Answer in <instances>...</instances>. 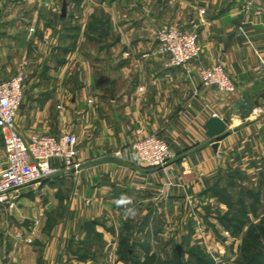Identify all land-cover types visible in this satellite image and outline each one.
<instances>
[{
	"label": "crops",
	"instance_id": "crops-1",
	"mask_svg": "<svg viewBox=\"0 0 264 264\" xmlns=\"http://www.w3.org/2000/svg\"><path fill=\"white\" fill-rule=\"evenodd\" d=\"M74 19L79 29H67ZM168 22L198 28L202 52L185 68L158 51L157 31ZM219 60L233 92L201 82V68ZM18 73V129L25 137L76 133L83 167L20 189L13 210L0 206V264L107 262L127 227L138 228L137 238L169 212L212 200L231 170L251 175L263 209L252 221L264 218V0H0V81ZM242 98L252 108L229 114ZM214 114L229 116L217 151L206 127ZM150 134L170 144L167 167L132 158ZM122 197L130 202L118 204ZM56 210L65 218L50 220Z\"/></svg>",
	"mask_w": 264,
	"mask_h": 264
},
{
	"label": "built area",
	"instance_id": "built-area-1",
	"mask_svg": "<svg viewBox=\"0 0 264 264\" xmlns=\"http://www.w3.org/2000/svg\"><path fill=\"white\" fill-rule=\"evenodd\" d=\"M200 12L204 14L205 10ZM157 39L158 51L168 58L172 66L185 68L202 52L196 25L187 29L176 23H165L158 29ZM200 77L205 87H216L224 93L236 89L224 60L202 67ZM24 84L23 73L0 81V132L6 154V164L0 165V206L6 205L10 210L17 207L20 189L51 178L60 171L78 172L83 167L76 133L33 132L25 137L18 129L16 117L24 100ZM131 155L138 164L167 167L173 153L165 138L150 134L134 144Z\"/></svg>",
	"mask_w": 264,
	"mask_h": 264
},
{
	"label": "rangeland",
	"instance_id": "rangeland-1",
	"mask_svg": "<svg viewBox=\"0 0 264 264\" xmlns=\"http://www.w3.org/2000/svg\"><path fill=\"white\" fill-rule=\"evenodd\" d=\"M95 1L90 0V2ZM78 22L77 19H74V22L68 21L65 25L68 27L67 29H79ZM256 188L250 174L241 170H231L224 174L221 182L213 187L212 200L198 206L191 205L189 210L179 208L177 215L169 212L168 217L175 219L173 222H169L165 215L164 220H160L154 226L142 227L145 230L137 238L134 233L138 228L128 227L126 237L130 238L129 245H135L134 249L136 250H139V246L143 245L149 252L148 258L142 248L139 251L140 257L136 259L133 258L135 255L132 254V251V264L135 261H140L141 264H201L200 257L204 253L206 256L212 257L213 264L235 263L240 256V246L245 231L249 223L252 222V208L257 207V197L262 196L261 193L255 192ZM258 209H260L259 213L263 212V209ZM258 209H256L257 212ZM65 214V211H52L49 212V219L52 221L62 220L65 218ZM175 216H178L181 221L176 222ZM182 219L184 220L182 221ZM162 221H164V225H161ZM156 233L161 234L156 241H151V237ZM161 237L163 239H159ZM100 242L99 240L93 242L98 246L96 250H100ZM119 246L120 241L114 246L115 250H109L107 258L109 264L122 261L118 259ZM82 250H79L80 254L84 251ZM86 252L90 251L85 249ZM110 256H113V259H110ZM107 262L102 264H108Z\"/></svg>",
	"mask_w": 264,
	"mask_h": 264
},
{
	"label": "trees",
	"instance_id": "trees-1",
	"mask_svg": "<svg viewBox=\"0 0 264 264\" xmlns=\"http://www.w3.org/2000/svg\"><path fill=\"white\" fill-rule=\"evenodd\" d=\"M211 190L213 191L214 189L212 188ZM258 198L259 197H257V199ZM256 209L257 207H254L252 208V211L254 213H257ZM228 220H231V219H228ZM237 229L239 230L241 228H237ZM94 238L95 240H99V241L101 240L98 234H95ZM129 239L130 238H127L126 236L121 238L120 246L118 249V256H119L118 259L119 260L132 264V261H131L132 251H133L132 254L135 255V257L133 258L137 259L138 257H140L139 251L142 248H144V251L147 254V257L149 256L148 249H145L143 245L139 246V250L134 249L135 245L134 246L133 244L129 245V242H130ZM203 257H206V258L209 257V259H206ZM200 261H201V264H213L212 257L209 255L206 256L205 253L203 256L200 257ZM134 264H141V263L140 261L138 262L135 261ZM233 264H264V218H262L259 223H255L253 221L249 223V226L245 231V234L242 239L241 246H240V256L237 259V261H235V263Z\"/></svg>",
	"mask_w": 264,
	"mask_h": 264
},
{
	"label": "water",
	"instance_id": "water-1",
	"mask_svg": "<svg viewBox=\"0 0 264 264\" xmlns=\"http://www.w3.org/2000/svg\"><path fill=\"white\" fill-rule=\"evenodd\" d=\"M66 14V6L63 7V15ZM264 97V95H263ZM259 101H256L258 103ZM253 106L252 102H247L245 98L238 100L229 110V114L246 113ZM229 116L220 117L213 115L206 122L207 135L214 139L213 148L217 151L219 142L223 140L228 134Z\"/></svg>",
	"mask_w": 264,
	"mask_h": 264
},
{
	"label": "clouds",
	"instance_id": "clouds-1",
	"mask_svg": "<svg viewBox=\"0 0 264 264\" xmlns=\"http://www.w3.org/2000/svg\"><path fill=\"white\" fill-rule=\"evenodd\" d=\"M127 202H130V201L125 200V198H123V197L119 201H117L118 204H124Z\"/></svg>",
	"mask_w": 264,
	"mask_h": 264
}]
</instances>
